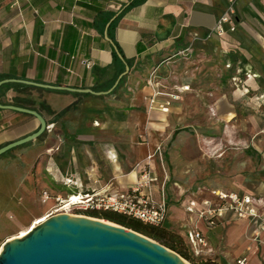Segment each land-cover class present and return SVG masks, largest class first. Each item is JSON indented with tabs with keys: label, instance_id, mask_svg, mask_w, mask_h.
<instances>
[{
	"label": "crops",
	"instance_id": "obj_1",
	"mask_svg": "<svg viewBox=\"0 0 264 264\" xmlns=\"http://www.w3.org/2000/svg\"><path fill=\"white\" fill-rule=\"evenodd\" d=\"M130 2L0 0V79L14 77L52 85L88 87L94 91L109 90L119 76L120 67L125 65L122 59L115 61L113 44L106 38V30L108 33L111 23L120 16L115 24L114 39L109 33L108 36L120 45L125 58L132 61L129 72L135 84L130 94L133 97L106 96L121 84L120 80L111 92L101 96L45 90L42 94L49 93L47 102L56 112L50 114L39 106L40 110L36 109L49 125L42 134V151L50 153L53 148V153H63L69 165L73 164L72 155L76 154L71 172L67 173L57 165L56 179L63 181L66 177H73L83 183V189L110 186L123 190L137 180L138 172L130 167H134L136 158L144 157L146 153H133L134 150L124 149L126 146L120 147L116 143L135 141L139 116L152 118L160 113L162 124H168L170 116L176 114L187 97L196 91L193 83L197 69L193 67L192 55L186 53L189 54L195 42L201 46L210 43V39H195L197 34L205 36L232 7L233 23L223 24L225 33L214 35L215 43L225 42L226 38L238 46H252L264 38V35L257 36L253 24L259 22L257 14L264 15V0H143L125 10ZM232 25L234 30L230 29ZM161 68L164 74L158 76L160 88L180 95L179 99L172 101L168 112L149 109L145 96L143 98L138 93L151 73L155 71L158 75ZM6 85L8 83L0 87V102L13 103L19 93L13 86L5 88ZM186 85L189 89L183 88ZM151 92L149 88L146 94ZM76 95L87 97L75 104ZM164 99L160 97V100ZM8 110L0 112V141L9 143L40 127L34 115ZM149 123L151 127L161 124L152 119ZM11 131L17 132L11 136ZM118 149L125 153H119ZM154 165H159L157 159ZM257 205L264 213V203L258 201ZM169 214L168 209L167 216ZM193 215L196 222L198 217ZM234 219L250 221L228 211L214 224L201 218L199 227L208 237ZM251 223L253 245L248 249L250 254L238 257H246V264L250 263L251 255L264 251V229L259 221Z\"/></svg>",
	"mask_w": 264,
	"mask_h": 264
},
{
	"label": "rangeland",
	"instance_id": "obj_2",
	"mask_svg": "<svg viewBox=\"0 0 264 264\" xmlns=\"http://www.w3.org/2000/svg\"><path fill=\"white\" fill-rule=\"evenodd\" d=\"M262 16L257 14L259 22L253 23L258 37L264 35ZM216 41L213 37L204 46L195 42L189 54L186 53L192 55L193 67L197 69L193 83L196 91L187 97L176 114L170 116L169 123L162 124L160 113L152 118L139 116L135 141L116 143L127 147L124 149L134 150L133 153H146L144 157L136 158L134 167H130L138 172V176L148 161L149 151L156 144H162V158L157 159L159 165L153 167L152 173L158 177L156 187L164 182L170 214L165 224L169 230L160 229L166 236L165 241L172 244L174 249H171L192 264L202 261L238 264L239 256L250 254L252 223L234 219L208 237L202 231L207 244L199 246L196 253L184 240L185 232L199 227L200 221L196 218L194 222L195 215L186 210L188 198L202 204L204 199L212 198L211 191L215 189L212 187H217L250 193L264 203V38L252 46H238L226 38L225 42ZM162 74L161 68L156 77L158 82ZM150 82L148 77L138 91L145 99L150 94H146ZM134 88L129 72L123 83L106 96L130 98ZM21 96L32 97L37 107L50 97L48 92L22 93ZM75 98V104L84 99L77 95ZM45 110L50 114L56 112L52 106ZM151 119L161 124L154 126L157 128L151 127ZM16 132L11 131L10 135ZM43 141L41 135L0 155V247L38 217L50 215L75 187L74 184L68 187L56 179L55 169L60 166L63 171L71 172L76 154L72 155L73 164L69 165L68 158L63 153H53V148L50 153H44ZM6 142L0 141V147ZM118 152L125 153L121 149ZM146 167L151 166L147 164ZM73 213L92 214L86 210ZM249 264H264V251L251 255Z\"/></svg>",
	"mask_w": 264,
	"mask_h": 264
},
{
	"label": "water",
	"instance_id": "obj_3",
	"mask_svg": "<svg viewBox=\"0 0 264 264\" xmlns=\"http://www.w3.org/2000/svg\"><path fill=\"white\" fill-rule=\"evenodd\" d=\"M106 38L114 45L113 40ZM116 48V47H115ZM118 56L125 63V70L114 85L106 91H94L88 87L52 85L30 79L7 77L5 83L67 90L80 93L106 94L111 92L130 71L121 52ZM0 109H10L37 117L40 127L33 133L0 147V155L19 145L37 139L47 129L45 117L36 109L1 103ZM0 264H192L183 256L159 241L113 221L90 215L59 212L42 223L31 227L22 237H13L3 243Z\"/></svg>",
	"mask_w": 264,
	"mask_h": 264
},
{
	"label": "built area",
	"instance_id": "obj_4",
	"mask_svg": "<svg viewBox=\"0 0 264 264\" xmlns=\"http://www.w3.org/2000/svg\"><path fill=\"white\" fill-rule=\"evenodd\" d=\"M232 7L225 12L217 21L216 26L205 36H195V39L209 40L214 35H223L225 33L224 23H233ZM231 30L235 29L232 25ZM184 52V51H183ZM155 71L150 75V88L152 92L146 95L149 109H159L162 112H168L173 100L179 99L180 95L176 92L165 91L160 88L161 81L156 79ZM189 89V85L183 86ZM164 97V100H160ZM49 128V125H47ZM162 158V144H156L147 155V163L151 167H143L137 180L127 189H114L110 186H97L90 189H83V183L73 177H66L63 183L66 186L73 187L72 193L68 194L69 201L63 202L52 210L51 215L59 212H75L76 210H114L132 217H136L143 222L150 224L163 223L168 213V198L163 184L156 187L155 183L158 177L153 175L155 159ZM151 161L153 164H151ZM155 168V167H154ZM212 198L204 199L199 204L195 199H190L186 203V210L191 214H196L199 219L206 218L211 224L215 223L217 218L223 217L226 212L232 211L237 217L252 221H259L264 229V213L259 209L258 199L249 194L238 192H229L221 189H212ZM76 197V199H74ZM60 199V198H58ZM69 207L65 210L66 205ZM185 239L188 245L198 253L199 246L207 244L202 230L197 226L186 231ZM238 264H246V257L238 258Z\"/></svg>",
	"mask_w": 264,
	"mask_h": 264
},
{
	"label": "trees",
	"instance_id": "obj_5",
	"mask_svg": "<svg viewBox=\"0 0 264 264\" xmlns=\"http://www.w3.org/2000/svg\"><path fill=\"white\" fill-rule=\"evenodd\" d=\"M142 1L143 0H131V2L129 3V5L127 6V8L125 10H128L132 6L139 4ZM119 17H117L111 23L109 30H108L109 36L113 39H114L115 24H116ZM113 42H114V45L116 48L114 46L111 48H112V53H113V56L115 58V61H121L120 57L118 56L117 50L122 53L124 58H125V55L123 54L120 45L115 40ZM126 62L131 67L132 61L130 59H126ZM124 69H125V65L122 64L118 74H120L122 71H124ZM123 80H124V78L121 79L120 83H122ZM113 83H114V81H113ZM113 83L111 85H113ZM8 85L15 87V89L19 93V95H17L14 98L13 104L32 108V109H37V110H40V109L36 106L34 99H32V97H23V96H21V94L22 93L32 94L35 91L39 92V93H43V91L49 90L48 88L28 85V84H24V83H16V82L8 83ZM41 108H43V109L50 108V105L45 100H42L41 101ZM3 110L4 109H0V112ZM8 111H12V110H8ZM86 211L92 212V214H89L90 216H94V217H98V218L101 217V218H104L103 220L106 219V220L118 223L120 225H123L125 227L132 228V229H134L140 233H143V234H145V235H147L153 239L160 241V243H162L163 245H165L167 247H170V249L172 248V246H171L172 244L165 241L166 236L164 233L161 232V229H160V228H162V229L169 230L167 228V226L165 225L166 224L165 221L163 223H160V224H150V223L143 222L142 220H140L136 217H132V216H129L127 214L119 213L117 211L110 210V209H107V210H86ZM184 240H185L186 244H188L185 238H184ZM172 249H174V248H172ZM199 264H217V263H210L208 261H206V262L202 261Z\"/></svg>",
	"mask_w": 264,
	"mask_h": 264
},
{
	"label": "bare ground",
	"instance_id": "obj_6",
	"mask_svg": "<svg viewBox=\"0 0 264 264\" xmlns=\"http://www.w3.org/2000/svg\"><path fill=\"white\" fill-rule=\"evenodd\" d=\"M74 199H76V197H75ZM67 201H69V199H64V200H63V202H67ZM68 207H69V205L67 204V205H66V208H62V210H65V209H67ZM64 212H65V211H64ZM66 213H71V214H72V212H66ZM49 214H50V215H43V216H41V217H38V218L35 220V222H34L33 224H31L28 228L23 229V230H21L20 232H18L17 234H14V235L10 236L8 239H12L13 237H22V236L26 235L27 232H28V230H29L31 227L36 226V225L42 223V222L45 221L48 217H50V216H51V213H49ZM82 215H83V214H82ZM105 220H106V219H105ZM107 221H109V220H107ZM8 239H7V240H8ZM2 249H3V245L0 247V253H1Z\"/></svg>",
	"mask_w": 264,
	"mask_h": 264
}]
</instances>
